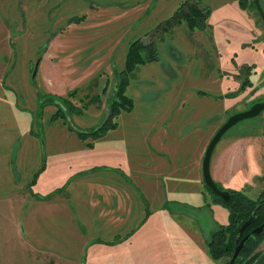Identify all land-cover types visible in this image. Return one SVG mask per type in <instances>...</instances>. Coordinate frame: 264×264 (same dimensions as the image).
I'll list each match as a JSON object with an SVG mask.
<instances>
[{"label":"rangeland","instance_id":"1","mask_svg":"<svg viewBox=\"0 0 264 264\" xmlns=\"http://www.w3.org/2000/svg\"><path fill=\"white\" fill-rule=\"evenodd\" d=\"M186 1L191 0H0V264L90 263L85 199L103 181V168L94 165L104 146L97 141L108 133L119 142L124 135L134 136L131 148L143 159L142 136L149 133L184 149L181 156L191 151L179 160L186 169L170 179L189 182L193 150L210 128L264 105V22L259 13L242 9L237 0H199L210 11L205 29L191 31L186 21L169 29L166 22ZM157 30L158 60L135 66L129 74L126 94L132 109H121L113 118L117 129L82 140L79 133L107 119L116 72L126 68L130 45ZM175 52L182 59L171 55ZM246 80L250 84L244 86ZM239 138H247L249 159L248 180L239 192L256 200L264 190V110L229 129L213 159ZM111 170L140 194L123 168ZM169 181L164 179L166 195ZM217 184L236 191L233 185ZM203 191L208 207L218 205L212 227L220 230L229 224V210L216 202L205 181ZM179 201L169 203L180 206ZM87 227L94 235L96 227ZM149 231L150 261L157 263L163 222ZM130 244L129 238L122 245L125 264L136 261Z\"/></svg>","mask_w":264,"mask_h":264},{"label":"crops","instance_id":"2","mask_svg":"<svg viewBox=\"0 0 264 264\" xmlns=\"http://www.w3.org/2000/svg\"><path fill=\"white\" fill-rule=\"evenodd\" d=\"M261 3L263 5L262 0ZM252 23L256 24L254 18ZM171 55L175 59H182L178 52ZM110 83L109 80L106 84ZM113 83L116 90L117 80L115 79ZM114 94L113 90L111 96ZM86 100L88 101V98ZM225 123L210 128L207 136L195 146L192 161L195 168L189 182L183 179L177 181L170 179L174 174L186 169L184 160H179L185 159L191 151L181 156L184 149L179 150L177 145L170 144L165 136L157 138L156 133L142 136L146 159L133 152L132 135H124L125 138L119 142L115 134L108 133L105 139L97 141L104 142V146L99 149V159L94 166L103 168L101 172L104 177L97 185L96 194L90 198L86 197L89 200L85 199V237L89 238L85 240V248L91 254L88 264H125L124 260H121L122 245L129 238L130 245L136 249V261L130 264H211L213 259L209 254L207 241L216 232L212 226L219 212L218 205L207 206V202L208 205L210 202L203 191V161L209 143ZM246 140L247 138L234 139L230 144L228 142L224 151L219 152L214 159L212 155L210 172L215 183H221L226 188H228L226 185H233L234 189L239 191L238 186L247 182L248 177L244 176L249 166ZM18 160L19 155L17 163ZM111 167L123 168L133 177L135 179L133 183L141 195L112 170L108 172ZM132 172L143 176H133ZM163 176L166 181L170 180L171 187L167 195ZM174 188L181 189L180 193H175ZM170 200H180V206L175 204L172 207ZM156 215H160L158 222L154 219ZM159 222H163V233L161 247L157 249L160 252V262L155 263L150 261L153 251L150 250L148 241L153 239V235L149 228ZM203 222L208 224V227H205ZM87 226L96 227L94 235ZM93 236L94 239H91ZM80 243L83 245L82 240ZM138 249L140 252L144 251V254H139ZM118 254H121L119 258ZM113 257L115 259L112 262L108 261ZM143 257L146 258V262H140Z\"/></svg>","mask_w":264,"mask_h":264},{"label":"trees","instance_id":"3","mask_svg":"<svg viewBox=\"0 0 264 264\" xmlns=\"http://www.w3.org/2000/svg\"><path fill=\"white\" fill-rule=\"evenodd\" d=\"M237 2L242 9L249 10L252 8L255 13L257 12L258 14L254 0H237ZM209 14V9L202 6L199 0L186 1L181 4L175 15L170 21L166 22V24L170 29L171 26L177 25L182 21H186L191 31L197 28L205 29L207 27ZM158 32L159 31L157 30L154 33H149L144 38L135 40L130 45L126 68L121 72H116L117 85L114 98L109 101V115L107 119L100 127L90 131H85V133H79L82 140L86 141L89 137H93L96 140L104 137L108 131L117 129L118 124L112 121L113 118L120 112L121 109L126 111H130L132 109V101L126 94V90L130 83L129 74L135 66L144 65L158 60L157 47L154 42ZM246 84L248 85L250 82L248 80L244 81L243 85L245 86ZM71 96L72 94L70 97ZM64 101L67 102L68 99ZM90 144L91 143L88 145ZM215 186L223 196L229 197V201L220 197L219 194L214 193L207 185L206 188L208 191L216 195L217 203L223 205L229 210L230 218L229 224L216 231L210 239H208L207 245L209 253L215 261H221L225 258L228 259L227 262H220L218 264H231L235 249L241 240L264 223V190L256 200H253L248 198L242 192L224 190L217 183H215ZM250 218H254L253 222L243 234H240V228L247 221H249ZM263 243L264 232L259 235L251 236L245 243L243 250L234 264H254L263 253V251H260Z\"/></svg>","mask_w":264,"mask_h":264},{"label":"water","instance_id":"4","mask_svg":"<svg viewBox=\"0 0 264 264\" xmlns=\"http://www.w3.org/2000/svg\"><path fill=\"white\" fill-rule=\"evenodd\" d=\"M255 2V6L256 9L262 19V21L264 22V11L261 8V3L260 0H254ZM36 73H34L35 75ZM264 110V105L262 106H256L251 108L248 111H244V112H240L235 114L234 116H232L219 130L218 132L215 134V136L212 138L211 142L209 143L207 150H206V154L204 157V161H203V175H204V181L205 184L216 194L221 195L226 201H229V197L228 196H223L220 191L218 190V188L215 186V183L212 179L211 176V172H210V162H211V158H212V154L214 152L215 147L217 146V144L219 143V141L221 140V138L223 137V135L229 130L231 129L234 125H236L237 123H239L240 121H243L245 119L251 118L253 116H255L256 114L260 113L261 111ZM254 218H250L249 221H247L241 228H240V234H243L244 231L251 225V223L253 222ZM264 232V223L259 226L258 228L254 229L250 234H248L247 236H245L241 242L238 244V246L235 249L234 252V256L231 260V264H234V262L236 261V259L239 257L241 251L243 250L245 243L249 240V238L253 235H259L262 234ZM254 264H264V251L261 254V256L255 261Z\"/></svg>","mask_w":264,"mask_h":264}]
</instances>
